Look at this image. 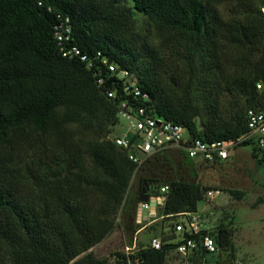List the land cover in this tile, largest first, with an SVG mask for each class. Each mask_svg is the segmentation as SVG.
Masks as SVG:
<instances>
[{"label": "trees", "instance_id": "16d2710c", "mask_svg": "<svg viewBox=\"0 0 264 264\" xmlns=\"http://www.w3.org/2000/svg\"><path fill=\"white\" fill-rule=\"evenodd\" d=\"M234 2L224 15L211 0H0V264H102L90 249L113 230L139 168L109 137L120 122L117 102L125 98L120 84L113 101L106 94L114 87L109 81L99 86L84 63L60 54L56 15L70 17L81 49L101 51L134 74L152 112L184 125L190 139L229 141L247 131L249 108L264 107V89L257 88L264 83V0ZM135 11L148 21L147 32ZM158 38L159 46L182 58L181 75L158 69ZM145 60L149 72L141 66ZM222 90H236L242 104L235 102L221 123H198ZM245 144L252 145L238 146ZM141 184L139 203L144 187L162 185L151 177ZM167 184L157 215L170 219V236L161 238V249L118 253L115 264H166L169 253L180 255L175 226L183 213L199 209L211 187ZM204 234L214 237L218 250L230 244L222 225L188 233ZM207 254L201 246L191 252Z\"/></svg>", "mask_w": 264, "mask_h": 264}, {"label": "rangeland", "instance_id": "374dc122", "mask_svg": "<svg viewBox=\"0 0 264 264\" xmlns=\"http://www.w3.org/2000/svg\"><path fill=\"white\" fill-rule=\"evenodd\" d=\"M211 1L225 10L224 15H227V8L235 4L234 0ZM135 12L139 23L147 32L148 21L141 13ZM158 42L161 44L160 38L156 44ZM156 50L158 69L160 68L162 73L168 72L170 76L182 74L184 69L182 58L173 56L163 45ZM141 66L149 72L148 60L143 61ZM218 95L221 98L217 106L211 112H205L202 117L197 118L198 123L201 120L208 124L221 123L231 116L232 105L235 102L242 104L236 90L230 94L222 90ZM231 96H235L236 99ZM246 106L247 104L243 106V110ZM123 126L124 123L116 125L114 132H121ZM79 132L84 137L90 134L84 130ZM89 136L94 137L92 134ZM105 137H101V140ZM134 174L131 186L115 216L113 230L90 249L102 264H115L118 253L126 252L127 247H132L135 241L136 248H140L147 245L152 236L161 238L170 236L169 218L150 221L145 228L141 226L142 224H137L134 218V211L139 203L137 196L142 186L141 179L148 177L157 184H167L169 180L189 181L200 183L204 189L211 187L224 191L221 195V200L225 199L224 204L213 203V223L215 226L222 225L230 231V244L220 245L218 254H207L204 258L196 256L184 258L171 252L166 264H264V206L260 205L261 202L257 204L259 198L263 197L264 200V158L253 154L252 145L237 146L230 151L228 159L215 163H206L198 158L192 159L182 149L168 148L154 154ZM232 190L243 191L244 198L236 197L231 193ZM242 198L243 200L239 202Z\"/></svg>", "mask_w": 264, "mask_h": 264}, {"label": "built area", "instance_id": "2783aa9c", "mask_svg": "<svg viewBox=\"0 0 264 264\" xmlns=\"http://www.w3.org/2000/svg\"><path fill=\"white\" fill-rule=\"evenodd\" d=\"M264 13V5L262 6ZM72 24L68 16L56 15L53 25V37L60 54L69 60L80 61L93 72L99 86H104L109 81L114 87L106 88L107 96L117 101L116 85L120 84L124 99L117 102V115L119 123H124L122 131L109 136L114 143L127 153L129 160L140 167L154 154L168 148H177L185 151L189 157H202L205 160L227 159L230 151L241 142H248L259 150L264 151V107H251L246 112L247 131L235 140L205 141L201 138L190 139L187 128L173 120L152 112L144 103L149 100V94L138 84L134 74L127 68L119 67L109 60L101 51L89 53L81 49L72 37ZM257 88L264 89V83L258 82ZM153 186H157L155 194L150 193ZM151 199L156 201L152 207L149 201H140L136 212V222L142 224L144 212L153 210V215L158 217V207L164 204L168 184L152 185L146 188ZM224 191L219 188H210L205 193V209L183 213V222L175 226L178 238L182 241L177 245L176 252L187 256L197 247L208 254H217L218 245L210 234L200 235L198 238L189 234H198L202 229L208 228L210 222L208 210L211 204L220 197ZM202 203V204H203ZM153 216V217H154ZM163 241L161 237L152 236L147 245L154 249H161ZM136 241L132 247H127V253H135ZM130 250V251H129Z\"/></svg>", "mask_w": 264, "mask_h": 264}, {"label": "crops", "instance_id": "0c3cea01", "mask_svg": "<svg viewBox=\"0 0 264 264\" xmlns=\"http://www.w3.org/2000/svg\"><path fill=\"white\" fill-rule=\"evenodd\" d=\"M245 196V195H244ZM244 198V197H243ZM243 198L242 199H240L239 200V202L241 201V200H243ZM224 200L225 199H222L221 200V196L220 197H218V199H216L213 203H215V202H218L219 204H221V203H223L224 204ZM238 202V203H239ZM213 203L211 204V207L212 208H210L209 210H208V215H209V218H210V222L207 224V226L208 227H210V226H215V223H213V219H214V217H213V214H214V210H213ZM205 202L203 203V204H201V206H200V210H204L205 209ZM260 205L261 206H264V200H262L261 201V203H260ZM259 205V206H260ZM156 213H157V209H156ZM237 215V214H236ZM236 215H235V219H236ZM154 215H153V210H151L149 213L148 212H144L143 213V216H142V220L144 221L143 223H142V227L143 228H145V226L147 225V224H149L150 223V221H155V220H157V219H159V218H162V217H157L156 218V215L153 217ZM151 218H153V219H151ZM138 224V223H137ZM218 254V253H217ZM191 257H193L192 255H191V253L188 255V258H191Z\"/></svg>", "mask_w": 264, "mask_h": 264}, {"label": "water", "instance_id": "95a60500", "mask_svg": "<svg viewBox=\"0 0 264 264\" xmlns=\"http://www.w3.org/2000/svg\"><path fill=\"white\" fill-rule=\"evenodd\" d=\"M145 183V182H144ZM147 187H144L142 190L143 195L140 197L141 201H149L152 207L156 206V201L154 199H151L149 194L147 193L146 190ZM157 186H153V188L150 190V193L155 194L157 191Z\"/></svg>", "mask_w": 264, "mask_h": 264}]
</instances>
